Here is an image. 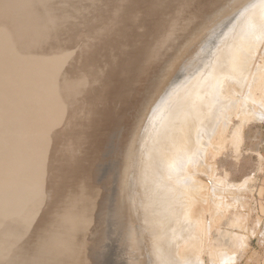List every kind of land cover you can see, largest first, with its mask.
Wrapping results in <instances>:
<instances>
[{
	"label": "bare ground",
	"instance_id": "1",
	"mask_svg": "<svg viewBox=\"0 0 264 264\" xmlns=\"http://www.w3.org/2000/svg\"><path fill=\"white\" fill-rule=\"evenodd\" d=\"M263 41L264 0H0V264H166Z\"/></svg>",
	"mask_w": 264,
	"mask_h": 264
},
{
	"label": "rangeland",
	"instance_id": "2",
	"mask_svg": "<svg viewBox=\"0 0 264 264\" xmlns=\"http://www.w3.org/2000/svg\"><path fill=\"white\" fill-rule=\"evenodd\" d=\"M259 51L260 52H258L257 55H255L256 58L254 57L255 58L254 60L255 63H253L254 71L257 70L258 68L257 65H261L263 63L262 61H264V41L262 43L261 50ZM261 90L264 92V82L262 84ZM256 96H259V94H257ZM259 109L260 110L262 109V111L259 110V112L261 113L263 112L262 114L264 116V111H263L264 110V93H263V98H262V102H261ZM230 123L231 124H229L228 128L224 131L225 133L222 132L221 129H219L221 126L217 128L215 130V134L213 135L214 138L212 139L211 143H209L210 144L209 147L210 146L212 147L213 145L215 148H217L218 153H216V151L214 152V150H211L210 149L211 147L210 148L206 147L207 148L205 149L206 153L204 152L205 154L203 153L204 155L202 154L203 156H200V159H203V160L199 159L198 163L193 162L194 166L192 167H194L195 169L197 168L198 171L190 167V170L189 169L188 170L191 173L188 174L189 173L188 170H186V172L188 171L187 173L185 172L186 175L187 176L190 175V177L192 174L193 178L191 177L190 179L189 177V180L195 183H197L195 179H198L197 181H199L200 174L203 173L202 176L205 177L204 178L205 180H203L204 182L202 181V183L206 185L204 186L205 189L201 188L198 191V194L202 195L203 198L202 196H200L201 198L199 199L187 200L185 204H187V212L189 211L188 213L191 218H192L191 215L196 214L194 216H197L198 214L200 216H203L206 220L204 219L203 221L202 220L203 217L200 219V218H196L193 216L194 217L193 219L196 220V223H195V220L193 219H189V221H187L188 222L187 232L180 234L181 235L180 239L174 244V246H172L171 249L169 248V251L165 253L166 255H169V254L171 255V253L173 254L175 253L174 255L172 254L173 256L171 255V260L169 259L170 255L169 257H166V261H167L166 264H173L174 261H177L182 264L183 263L184 264H227V263L228 264H257L260 255L263 253V250H264V210H263L262 200H263V191H264V118L258 121H256L255 119H248L246 121H241V119L233 117L230 119ZM220 133L221 134L223 133V134L221 135ZM200 161L203 164H200L201 163ZM200 165H203V166H200ZM210 166L211 167L213 166V167L211 168ZM200 167L201 169L203 168L204 171L203 169L201 170ZM191 169L192 171L195 172V173L193 172L194 174L192 173ZM205 171L209 174L205 173L206 175H204ZM207 175H209L208 177H210V179L212 180L208 179ZM218 180L219 181L222 180V183L218 182ZM216 181L220 183L222 186H224L225 184L224 187H222L221 185L219 186V184H217V187L220 188L219 191L221 190L225 191V192L223 191L219 192L222 195V197L221 196L219 197V194L216 196V193H215L216 197L213 194L211 195L209 193L210 191L209 185L210 184L215 185L217 183ZM242 182L243 183L245 182L244 183L245 185H243ZM226 184L229 187L230 186L234 187L233 190H232V187L231 188L227 187L226 189ZM238 184L239 186H237ZM228 189H231V190H228ZM203 192H206L205 198L209 196L207 199L204 198L205 194ZM207 193L210 195H208ZM205 201L207 202V205H205L204 207ZM211 201H213V203ZM219 201L223 202L224 204L223 203L217 204V202ZM201 202L203 203V206H202L203 209L202 207L201 208L197 207L200 204L202 205ZM209 202H211L212 205H210ZM197 203L199 205H197ZM225 203L231 208H229ZM193 204L194 205L196 204L197 208L195 207L193 208L192 206ZM189 206L195 209L196 211H194L191 208L189 210ZM37 207H39V209H37ZM37 207H35L36 212L33 209L31 214L36 215L38 211L42 210V208H40L42 206L37 205ZM216 207H219V208H216ZM221 207H222L221 211L217 210V209H221ZM198 209L199 210L202 209L200 213L198 212L199 211ZM210 209H212V211ZM213 210L214 211L217 210L219 214L216 211V214L213 215L212 217L213 213H210V212H213ZM205 214H206V217H205ZM178 219L179 218L175 219L174 223L178 221ZM191 220L193 221V223L191 222ZM197 223L199 224V226L196 225ZM179 230L180 229H178V232L181 231ZM196 230L198 232H196ZM194 232H196L195 235L197 234L198 236L196 235L195 237V235H193ZM197 237L199 238V240ZM190 238L192 239L190 240ZM194 239H196L197 242ZM188 242H190V244L193 243L191 245L195 244L194 245L195 248L197 247L196 245H198L197 243H199V245L201 246V250L199 249L200 248L199 245H198L199 248L197 247L196 249L194 248L193 250L194 246L192 247ZM242 243H243V246L241 247ZM187 244L192 247V251H190L191 247H189L190 250L188 252L186 251V248H188ZM184 245L186 246V248H184L185 247ZM238 247H241V249H239ZM197 249L199 251H196ZM209 249L211 250V253L213 252L212 254L214 255L210 253ZM180 250L186 251V252H183L186 255V256L183 255L185 259L183 257H180L181 254H183L181 253L182 251ZM177 252L180 255L177 254ZM226 252L228 253V255ZM188 253H191L192 255L191 254L188 255ZM220 254L222 255L220 256ZM235 254L237 255L238 258L235 257L236 256ZM178 257L183 258V261H178L179 260ZM234 258H236L237 260ZM233 260L234 262L231 263L230 261H233ZM168 261L169 262L172 261V262L169 263ZM199 261L200 263H198ZM179 263H176V264H179Z\"/></svg>",
	"mask_w": 264,
	"mask_h": 264
},
{
	"label": "water",
	"instance_id": "3",
	"mask_svg": "<svg viewBox=\"0 0 264 264\" xmlns=\"http://www.w3.org/2000/svg\"><path fill=\"white\" fill-rule=\"evenodd\" d=\"M97 190H98V188L96 189V191ZM98 193H99V191H98ZM98 193L95 192V194H98ZM95 198L96 199L94 201V209H93L92 213H90L91 214L90 221L87 224L86 229L84 230V233H85L86 236H92V235H94L93 232H95V226H94L95 220H96V212H95V210H96V205L98 204V202L100 200V195L99 196L98 195L95 196Z\"/></svg>",
	"mask_w": 264,
	"mask_h": 264
},
{
	"label": "crops",
	"instance_id": "4",
	"mask_svg": "<svg viewBox=\"0 0 264 264\" xmlns=\"http://www.w3.org/2000/svg\"><path fill=\"white\" fill-rule=\"evenodd\" d=\"M262 204H263V210H264V191H263V200H262ZM255 232V231H254ZM257 264H264V250L263 253L260 255L259 259H258V263Z\"/></svg>",
	"mask_w": 264,
	"mask_h": 264
}]
</instances>
